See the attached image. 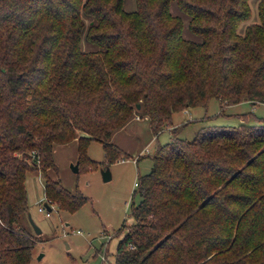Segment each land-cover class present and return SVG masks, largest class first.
<instances>
[{"label":"trees","instance_id":"16d2710c","mask_svg":"<svg viewBox=\"0 0 264 264\" xmlns=\"http://www.w3.org/2000/svg\"><path fill=\"white\" fill-rule=\"evenodd\" d=\"M0 0V264H30L27 173L42 174L47 207L86 202L47 176L55 146L90 141L103 169L125 154L110 139L133 117L154 135L206 106L264 104V0ZM175 2L195 42L183 36ZM240 33V27L245 25ZM85 33L84 51L82 35ZM137 105L139 108L137 109ZM169 131L138 177L133 223L114 264H264V119ZM46 208V207H45Z\"/></svg>","mask_w":264,"mask_h":264},{"label":"rangeland","instance_id":"374dc122","mask_svg":"<svg viewBox=\"0 0 264 264\" xmlns=\"http://www.w3.org/2000/svg\"><path fill=\"white\" fill-rule=\"evenodd\" d=\"M258 2L249 0L251 18L247 24L258 22ZM124 9L134 12L135 0H125ZM169 10L182 20L183 36L198 42L199 37L189 30L188 17L179 11L175 2L170 4ZM245 26L240 27V33ZM84 38L85 33L81 38L82 47L86 45ZM258 119H264V104L242 102L221 108L218 100L209 99L206 106L173 114L171 128H177V137L191 139L200 126L253 125ZM171 128L154 135L143 117L140 121L129 120L125 126L114 131L110 141L125 156L108 166L111 179L106 182L102 180V168L98 164L104 162L100 143H88L86 155L91 162L79 166L77 173L72 171V166L78 163L77 141L55 146L52 152L55 169L47 170V176L59 182L69 193L79 192L86 198V202L73 212L51 204L50 215L46 216L42 174L39 171L27 173L25 187L29 214L41 230L36 235L39 240L33 248L30 264H114L116 247L127 227L133 223L131 206L139 202L138 195L133 194L136 191L134 185L139 176L150 171L157 147L170 141ZM39 208H44V212H40ZM32 233L35 235L33 230Z\"/></svg>","mask_w":264,"mask_h":264},{"label":"water","instance_id":"95a60500","mask_svg":"<svg viewBox=\"0 0 264 264\" xmlns=\"http://www.w3.org/2000/svg\"><path fill=\"white\" fill-rule=\"evenodd\" d=\"M136 107H137V109H138V108H139V105H137ZM72 171H73L74 173H77V171H78V166H77V164H75V165L72 166ZM101 176H102V180H103V181H105V182H106V181H109V180L111 179V174H110V172H109V169H108V168H105V169L101 170ZM44 206L46 207V209H47L48 211L50 210V208L47 207V204H46V203L44 204ZM28 221H29V223H30V225H31V227H32V229H33L35 235H39V234L41 233V230H40V229H39V228L33 223L30 214H28ZM40 257H41V256H40ZM40 257H38V258H40Z\"/></svg>","mask_w":264,"mask_h":264},{"label":"crops","instance_id":"0c3cea01","mask_svg":"<svg viewBox=\"0 0 264 264\" xmlns=\"http://www.w3.org/2000/svg\"><path fill=\"white\" fill-rule=\"evenodd\" d=\"M93 48H91L90 46H86V45H84V47H83V50L84 51H88V50H92ZM146 119V118H145ZM132 120H135V121H140L141 120V118H138V117H133L132 119H131V121ZM146 121H147V119H146ZM148 122V121H147ZM42 187H43V184H42ZM43 194H44V191H43Z\"/></svg>","mask_w":264,"mask_h":264},{"label":"built area","instance_id":"2783aa9c","mask_svg":"<svg viewBox=\"0 0 264 264\" xmlns=\"http://www.w3.org/2000/svg\"><path fill=\"white\" fill-rule=\"evenodd\" d=\"M186 113V112H185ZM135 187H137V183H135V185H134ZM51 205V204H50ZM39 211L40 212H44V208H39ZM50 215V211H48L47 210V212H46V216H49Z\"/></svg>","mask_w":264,"mask_h":264}]
</instances>
